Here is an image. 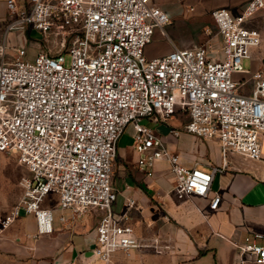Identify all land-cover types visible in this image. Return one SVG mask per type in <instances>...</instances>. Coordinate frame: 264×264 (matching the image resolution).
<instances>
[{"label":"built area","instance_id":"obj_1","mask_svg":"<svg viewBox=\"0 0 264 264\" xmlns=\"http://www.w3.org/2000/svg\"><path fill=\"white\" fill-rule=\"evenodd\" d=\"M6 11L0 153L15 155L27 176L19 182L17 203L0 218V232L31 215L38 234L50 233L52 209L43 203L55 195L57 209L72 216L99 213L91 255L103 264L117 252L139 249L128 215L112 211L116 143L127 125L134 131L140 170L151 176L154 162L165 160L177 198L206 197L217 168L183 166L141 123L144 118L167 121L185 112L183 132L216 140L223 159L233 153L264 162V76L251 75L249 94L241 93L245 82L233 80L246 72L244 61L260 45L259 32L245 23L264 13L263 0H250L236 14L224 8L211 12L219 46L208 35L199 46L173 48L153 59L144 49L170 17L151 0H6ZM31 31L41 40L55 38L64 51L28 60L23 48H13L6 61L8 35ZM219 201L215 195L208 208L216 210ZM263 238L255 233L235 245L239 264H264V244L257 242Z\"/></svg>","mask_w":264,"mask_h":264},{"label":"crops","instance_id":"obj_2","mask_svg":"<svg viewBox=\"0 0 264 264\" xmlns=\"http://www.w3.org/2000/svg\"><path fill=\"white\" fill-rule=\"evenodd\" d=\"M249 1L151 0L152 6L170 17V23L155 31L144 49L146 58L164 56L173 48L198 46L211 30L212 11L224 8L236 14ZM0 8L5 11L6 0H0ZM246 26L256 29L261 41L244 61L246 72L233 75L234 81L245 82L243 94L251 91L253 73L264 76V13L254 15ZM27 34L12 32L9 44L14 39L21 46L26 44ZM212 43L220 45L217 34ZM187 122V114L181 111L167 121L155 117L141 120L183 166L205 171L217 168L207 196L177 198L165 160L154 162L151 176L140 170V155L133 147L134 131L132 125H127L116 143L112 176L116 200L112 211L128 215L141 247L129 255L113 254L108 264H239L235 245L255 233L264 236V162L233 153L223 159L216 140H199L183 132ZM261 146L264 152V136ZM215 195L220 201L216 210H210L208 205ZM130 200L134 204L127 207ZM48 208L53 214L50 233L38 234L31 215L0 232V264H103L91 255L99 213L88 212L72 220V214L57 209L56 202ZM257 242L264 244V238Z\"/></svg>","mask_w":264,"mask_h":264},{"label":"rangeland","instance_id":"obj_3","mask_svg":"<svg viewBox=\"0 0 264 264\" xmlns=\"http://www.w3.org/2000/svg\"><path fill=\"white\" fill-rule=\"evenodd\" d=\"M6 20L7 11L6 9L5 11H3L2 8H0V44L2 43L3 30L6 24ZM210 28L211 30L209 29L210 31L208 32V35L209 37L213 38V36L217 34V31L212 20ZM28 34L26 35V44L21 46L19 44V41H16V39H14L15 41L13 40V43L9 44V46L11 45L10 48H7L5 50L6 61H8L11 55L14 54L13 48H23L26 52V59L28 60H32L38 53H47L54 55L58 52L64 51L62 48H60V43L53 37H47L46 40H41V36L36 32L31 31ZM204 42L205 40L198 42V46ZM64 56L66 61L65 65L67 66L69 58L67 55ZM25 176H27V170L23 165L18 162V159L15 155L0 153V215H6L11 210V208L17 203L21 193L19 182L21 178ZM48 199L51 200V203H49L50 201ZM56 200L57 198L55 195H49L45 199L43 204H45V202H48V204L44 206L50 207L56 202ZM92 211L93 210L89 212ZM21 218L22 217L18 218L16 221L20 220ZM78 218L79 217H77L76 215L72 216V220Z\"/></svg>","mask_w":264,"mask_h":264}]
</instances>
